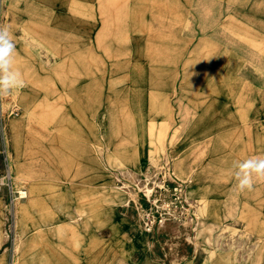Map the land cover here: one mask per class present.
I'll list each match as a JSON object with an SVG mask.
<instances>
[{"label": "rangeland", "instance_id": "rangeland-1", "mask_svg": "<svg viewBox=\"0 0 264 264\" xmlns=\"http://www.w3.org/2000/svg\"><path fill=\"white\" fill-rule=\"evenodd\" d=\"M0 27L23 80L0 98V264L250 263L227 245L264 243V178L234 168L264 157V0H0ZM75 130L76 184L32 182Z\"/></svg>", "mask_w": 264, "mask_h": 264}, {"label": "crops", "instance_id": "crops-1", "mask_svg": "<svg viewBox=\"0 0 264 264\" xmlns=\"http://www.w3.org/2000/svg\"><path fill=\"white\" fill-rule=\"evenodd\" d=\"M154 85V84H151ZM64 88L66 87V85H63ZM131 86L132 87V83H129V85H127V88L125 86H117V87H111V92L108 96H106V103H107V107H105L108 111V115L110 116V118H112V120L114 118L117 117H122L123 120L132 116L130 112H128V103H126V101H130V98L132 97V99L134 100V95L129 94L127 91V95L124 96V88L126 90L129 89V91L131 90ZM138 86V85H137ZM135 87V86H134ZM155 87H159V86H154ZM71 89L68 90L67 92H65V96L69 93L73 94L76 93V88H74V93L72 92L73 88L70 87ZM69 89V88H68ZM123 92V93H122ZM135 95H137V93H134ZM101 102L100 100H97ZM153 104L151 105V107L149 108L150 111H147V114H151V115H155L157 113V111H153L155 109V105L156 103H158L157 101H152ZM99 102H94L93 107L95 108V105L98 104ZM127 105V106H126ZM99 106V105H98ZM119 110H118V109ZM152 112V113H151ZM136 116L135 114H133L132 117ZM150 117V116H149ZM133 126L132 124L129 125V127ZM6 130L7 127L3 126V133H5V137H6ZM127 130V129H126ZM129 130V128H128ZM62 146H63V151L62 156H57V162L54 164L53 167L57 168V171L55 170H50V167L48 165H45L44 163H42V165L40 166L41 168L45 169L44 173H40L38 174L36 172V166L39 167V162L36 160L35 156L37 155V150H34V152L32 153V159L30 161L31 165L33 168H35L32 172V178L30 180H32V182H36L35 180H39V179H47L50 182H56L54 180H58L57 178H64L65 183H71V184H76V130L74 131V133H70L68 135H66V137L62 140ZM52 155H54V153H52ZM17 161H13L12 160V165L15 164L18 165V163H21L22 161V156L20 154ZM63 160V161H61ZM59 164V165H58ZM137 161L133 159L131 165H136ZM52 168V167H51ZM41 171V170H40ZM48 172H51V174L49 173V175H47ZM60 173V174H59ZM36 175V176H35ZM40 175V176H38ZM43 175V176H42ZM38 176V177H37ZM182 180V179H181ZM178 180L177 182H181L183 185L185 184L184 181L182 180ZM184 188V187H183ZM185 198L187 199L188 196L186 194V191L184 193ZM189 200L187 199V202ZM195 238L197 239V243L199 242L200 237L202 238V240L205 242L206 245H211L213 242H215V244L218 246L221 243V239H218V237L220 236L219 234H221L220 232L216 234L217 231V226L218 223L215 221H206L204 220L203 216H202V211H201V207L196 208L195 209ZM21 216V215H20ZM200 218V219H199ZM222 222H224V218H222ZM27 226V223H26ZM30 228L29 229H24V230H29L31 231L32 229H34L32 227V223L30 224ZM138 240V239H137ZM139 241V240H138ZM230 242V241H229ZM228 247H232L234 249V253L235 254V259L240 260L244 263V257L242 256L243 253L247 256L250 257V263L249 264H259L262 263L264 264V243L260 244V243H255L252 246L253 248V253L252 256L249 255L248 253V249L250 246H248V248H245V245L242 243V241L240 240H231L230 243H228L227 245ZM245 249V251H243L242 249ZM241 255V256H237V255ZM245 256V258H246ZM243 257V258H242ZM127 264H129L128 261H126Z\"/></svg>", "mask_w": 264, "mask_h": 264}, {"label": "clouds", "instance_id": "clouds-1", "mask_svg": "<svg viewBox=\"0 0 264 264\" xmlns=\"http://www.w3.org/2000/svg\"><path fill=\"white\" fill-rule=\"evenodd\" d=\"M15 44L6 27H0V98L23 85L21 74L13 69ZM237 187L240 191L251 190L253 177L264 178V157H253L234 164Z\"/></svg>", "mask_w": 264, "mask_h": 264}, {"label": "bare ground", "instance_id": "bare-ground-1", "mask_svg": "<svg viewBox=\"0 0 264 264\" xmlns=\"http://www.w3.org/2000/svg\"><path fill=\"white\" fill-rule=\"evenodd\" d=\"M178 184H179L178 186H182L181 189H182V192H183V184H182L181 182H178ZM120 187H121V186H120ZM121 188H122V187H121ZM145 188H146V187H145ZM144 190H145V189H144ZM146 191H149V189H147ZM146 193H148V192H146ZM146 193H145V194H146ZM17 194H18L17 196H18L19 198H22V197H26V196H27L26 192L23 191V190H19ZM183 198H184V195H183ZM19 239H20V238H19Z\"/></svg>", "mask_w": 264, "mask_h": 264}, {"label": "built area", "instance_id": "built-area-1", "mask_svg": "<svg viewBox=\"0 0 264 264\" xmlns=\"http://www.w3.org/2000/svg\"><path fill=\"white\" fill-rule=\"evenodd\" d=\"M3 179V178H2ZM0 182H1V179H0ZM174 190L176 191V193H178V191H179V186H176L175 188H174ZM146 229H151V225H149V222L147 221L146 222Z\"/></svg>", "mask_w": 264, "mask_h": 264}]
</instances>
